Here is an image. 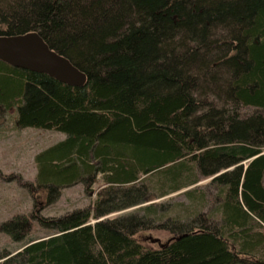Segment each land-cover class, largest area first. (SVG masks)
Here are the masks:
<instances>
[{
    "label": "trees",
    "instance_id": "obj_1",
    "mask_svg": "<svg viewBox=\"0 0 264 264\" xmlns=\"http://www.w3.org/2000/svg\"><path fill=\"white\" fill-rule=\"evenodd\" d=\"M26 33L87 76L72 87L0 61L16 125L67 136L36 156L32 195L101 188L38 217L44 238L27 216L3 223L27 243L0 264H264V0H0V36ZM173 194L188 203H154ZM152 229L172 237L149 248Z\"/></svg>",
    "mask_w": 264,
    "mask_h": 264
},
{
    "label": "rangeland",
    "instance_id": "obj_2",
    "mask_svg": "<svg viewBox=\"0 0 264 264\" xmlns=\"http://www.w3.org/2000/svg\"><path fill=\"white\" fill-rule=\"evenodd\" d=\"M16 118V108L5 111L0 107V226L16 217L27 216L33 223V231L29 238H44L49 235L48 230L41 226L38 217H60L76 210L91 207L96 201V194L101 185L98 183L90 192L85 190L83 184L64 188L59 199L48 206L43 202L45 197H41L36 189H34L36 194L33 196L30 186L36 188L38 174L36 156L45 149L65 140L67 136L54 130L19 128L15 122ZM206 182L203 181L199 185ZM178 194L156 200L154 203L167 202L171 204L173 202H169L170 198H174L172 199L174 202L188 203L183 196L178 197ZM135 209L115 212L102 219L133 213ZM102 219H93L92 223ZM171 237V233L163 229H152L141 233V239L145 241L147 247L153 249L165 244ZM157 240L160 242H156ZM26 243L27 240L15 242L10 236L0 233V253L7 251L15 255L23 250Z\"/></svg>",
    "mask_w": 264,
    "mask_h": 264
},
{
    "label": "water",
    "instance_id": "obj_3",
    "mask_svg": "<svg viewBox=\"0 0 264 264\" xmlns=\"http://www.w3.org/2000/svg\"><path fill=\"white\" fill-rule=\"evenodd\" d=\"M0 61L14 68L48 75L72 87L87 82V76L69 59L52 50L38 33L0 36Z\"/></svg>",
    "mask_w": 264,
    "mask_h": 264
}]
</instances>
